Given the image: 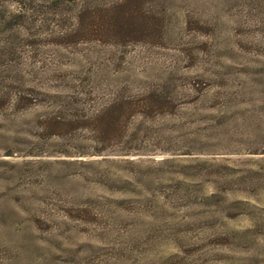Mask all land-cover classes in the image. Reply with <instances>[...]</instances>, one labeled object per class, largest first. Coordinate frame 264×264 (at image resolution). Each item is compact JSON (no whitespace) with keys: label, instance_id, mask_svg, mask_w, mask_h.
Wrapping results in <instances>:
<instances>
[{"label":"rangeland","instance_id":"rangeland-1","mask_svg":"<svg viewBox=\"0 0 264 264\" xmlns=\"http://www.w3.org/2000/svg\"><path fill=\"white\" fill-rule=\"evenodd\" d=\"M0 264H264V0H0Z\"/></svg>","mask_w":264,"mask_h":264},{"label":"trees","instance_id":"trees-1","mask_svg":"<svg viewBox=\"0 0 264 264\" xmlns=\"http://www.w3.org/2000/svg\"><path fill=\"white\" fill-rule=\"evenodd\" d=\"M94 9H96V7H94ZM99 10H100V9H99ZM96 16H97V15L94 14V17H96ZM122 102H126V101H122V100H117V101H116L117 104H122ZM128 102H132L134 105H136V107L143 108V107H142L143 104H142V105H141V104H138V101H137V102H133V101L130 100V101H128ZM114 103H115V102H114ZM114 103H113V104H114ZM126 103H127V102H126ZM105 112H106V110H105V111L103 110V111L100 112L99 114H96V118H100V116L103 115ZM136 112H137V111H135V113H136ZM125 114H126V116H130V115H133L134 113L130 111V112H127V113L125 112ZM138 114H139V113H138ZM119 120H120V119H119ZM116 131H117V134L121 135L122 132H124V129H122V127L118 126Z\"/></svg>","mask_w":264,"mask_h":264}]
</instances>
